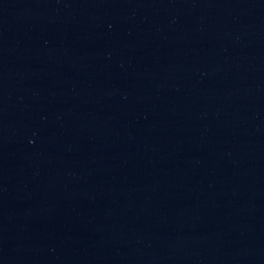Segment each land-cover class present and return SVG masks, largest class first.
Listing matches in <instances>:
<instances>
[{
    "label": "water",
    "instance_id": "obj_1",
    "mask_svg": "<svg viewBox=\"0 0 264 264\" xmlns=\"http://www.w3.org/2000/svg\"><path fill=\"white\" fill-rule=\"evenodd\" d=\"M0 264H264V0H0Z\"/></svg>",
    "mask_w": 264,
    "mask_h": 264
}]
</instances>
